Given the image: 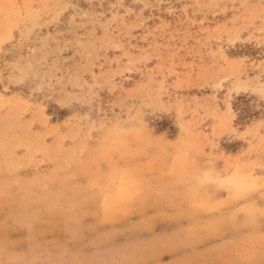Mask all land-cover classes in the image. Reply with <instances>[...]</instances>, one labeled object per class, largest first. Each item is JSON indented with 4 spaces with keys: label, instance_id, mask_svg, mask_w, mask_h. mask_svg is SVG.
Masks as SVG:
<instances>
[{
    "label": "rangeland",
    "instance_id": "374dc122",
    "mask_svg": "<svg viewBox=\"0 0 264 264\" xmlns=\"http://www.w3.org/2000/svg\"><path fill=\"white\" fill-rule=\"evenodd\" d=\"M16 167L0 264H264V0H0Z\"/></svg>",
    "mask_w": 264,
    "mask_h": 264
},
{
    "label": "crops",
    "instance_id": "0c3cea01",
    "mask_svg": "<svg viewBox=\"0 0 264 264\" xmlns=\"http://www.w3.org/2000/svg\"><path fill=\"white\" fill-rule=\"evenodd\" d=\"M82 154V153H81ZM26 155L28 157L29 154L26 153ZM31 161H36V163H39L40 159L38 156L36 155H32L30 158ZM25 164V163H24ZM34 164V163H33ZM25 168H29L28 165H26ZM82 168V164H78L75 166V171L72 172V175H70L71 178L75 179V182H71V189L73 192L74 196H77L78 194L83 193L84 191L86 192L87 190L82 189L83 186L85 187L87 185V173L83 172L81 170ZM17 170H13L11 172L6 171L3 172L1 174L0 177V189L5 190L6 195L8 196V200L12 201L15 200L17 197H19V195L22 194L25 186H26V182L29 180V176H23L20 172L21 169L19 167H16ZM70 177H68L70 179ZM59 178V176H58ZM61 178L67 179L69 180L67 177L63 176ZM81 181V182H80ZM70 192V193H72ZM72 243V241H70ZM78 242L76 241H73Z\"/></svg>",
    "mask_w": 264,
    "mask_h": 264
},
{
    "label": "trees",
    "instance_id": "16d2710c",
    "mask_svg": "<svg viewBox=\"0 0 264 264\" xmlns=\"http://www.w3.org/2000/svg\"><path fill=\"white\" fill-rule=\"evenodd\" d=\"M251 99L246 96H241L235 99L233 103V110L236 114L237 125L244 126L251 121L253 117H255L256 112L254 111L253 105L250 103Z\"/></svg>",
    "mask_w": 264,
    "mask_h": 264
}]
</instances>
